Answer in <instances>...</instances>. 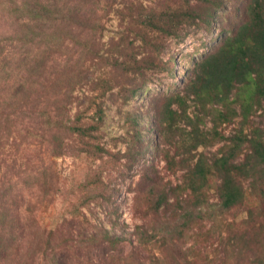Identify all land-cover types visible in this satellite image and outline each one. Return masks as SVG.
I'll return each instance as SVG.
<instances>
[{"label":"trees","instance_id":"1","mask_svg":"<svg viewBox=\"0 0 264 264\" xmlns=\"http://www.w3.org/2000/svg\"><path fill=\"white\" fill-rule=\"evenodd\" d=\"M225 1L185 0L184 4L167 5L161 10L146 6L147 13L131 21L137 26L134 37L142 44L136 52L131 46L122 54L123 59L122 56L109 58L112 74L92 82L91 89L100 88V93L85 98L97 103L95 113L89 115L88 109L81 108L75 114L70 113L72 104L84 103L80 96H73V89L90 83L70 79L68 86H62L59 92L64 99H55L54 111L41 109L34 115L38 121L41 119L40 129L36 133L29 131L30 135L45 139L49 133L57 155L74 151L101 158L104 152H109L101 144L99 134L106 114L102 102L96 98L103 97L116 78L131 81L139 77L146 82L148 71L172 73L176 57L159 58L166 41L179 37L185 24L202 23L211 27ZM27 9L35 17L59 18L47 5L27 6ZM228 10L221 13L228 17V21H222L221 32L225 35L195 63L185 85L172 94L153 97L150 103L159 143L154 157L162 152L167 170L173 174L182 171L176 184L161 183L157 170L155 176H148L151 180L145 206L148 228L145 224L137 225L134 241L123 234L111 233L102 224L92 225L81 208L76 207L78 214L67 221L77 234L62 238L59 244L48 241L53 248L50 253H44V258L55 261L50 264H69L71 249L82 247L84 252L78 250L74 254L79 260L86 256L87 262L81 264H91V251L95 247L103 252L100 260L104 264L118 261L121 264H264V0H238ZM237 10L241 14L234 23L232 17L238 16ZM68 16L66 12L62 19ZM26 87L18 85L15 98ZM140 88L134 86L124 102ZM236 117H241L245 128L230 136L219 131L220 126ZM208 121L212 122L211 128ZM61 131L66 136L57 141ZM216 141L225 143L217 151L200 150ZM131 152L130 148L127 154ZM155 165L153 158L144 174L154 170ZM97 186L98 183L90 190L94 196L105 195ZM11 190L4 181L0 182V254L17 240V226H10L8 218L9 209L18 206ZM84 204L87 202L83 201ZM204 221L210 223L206 230L208 243L217 242L215 249L205 256L199 248L193 250L187 246L190 232ZM59 230L50 229L48 236ZM142 250L147 255L140 256Z\"/></svg>","mask_w":264,"mask_h":264},{"label":"rangeland","instance_id":"2","mask_svg":"<svg viewBox=\"0 0 264 264\" xmlns=\"http://www.w3.org/2000/svg\"><path fill=\"white\" fill-rule=\"evenodd\" d=\"M236 1H225V7L217 10L218 16L211 27L202 23L185 24L179 37L166 41L159 58L176 57L172 71L175 75L166 70H151L146 82L139 77L131 81L116 78L105 95L96 98L102 102L106 114L99 134L101 144L109 152L93 158L74 151L57 155L49 133L45 139L32 137L29 131L36 133L41 121L34 115L41 109L54 111L55 99H64L59 92L73 78L90 83L73 89V96H80L84 103L72 104L70 113L75 114L81 108L88 109L89 115L94 114L97 103L85 98L97 97L100 93V88L91 89L92 82L112 74L109 58L122 56L123 59L122 54L131 46L136 52L142 44L134 37L137 26L131 21L147 13L146 6L161 10L167 5L184 4L185 0H0V182L12 188L18 204L9 209L8 215L10 226H17V240L0 254V264L55 263L46 260L44 253H50L53 248L49 242L59 244L62 238L77 234L67 221L78 214L76 207L81 208L92 225L102 224L111 233L123 234L135 241L136 226L146 225V196L151 184L148 176H155L157 170L161 183L176 184L182 171L173 174L167 170L162 152L154 157L159 143L152 125L150 103L153 97L172 94L185 85L195 63L225 35L221 32L222 21H228V17L221 13H226ZM34 5L49 6L59 18L30 15L27 6ZM66 12L69 16L63 20ZM236 14V18L232 17L234 23L238 22L241 12L237 10ZM20 84L28 87L15 98ZM136 85L141 88L124 102ZM207 125L211 128L212 122L208 121ZM239 128H245L241 117L218 129L230 136ZM65 136L61 131L56 139ZM224 143L216 141L200 150L217 151ZM130 148L133 156L127 154ZM153 158L154 170L144 174ZM96 183L105 195L94 196L90 191ZM211 198L214 199L212 193ZM83 201L87 204L82 205ZM92 225L88 227L93 228ZM199 225L187 237V246L193 250L199 248L205 256L215 249L217 242L208 243L209 222ZM55 228L59 232L48 236L49 230ZM82 248L71 249L69 264L87 262L85 255L81 260L74 255L78 250L84 252ZM91 253V264H104L100 260L103 252L95 247ZM139 255H147V251L142 250Z\"/></svg>","mask_w":264,"mask_h":264}]
</instances>
